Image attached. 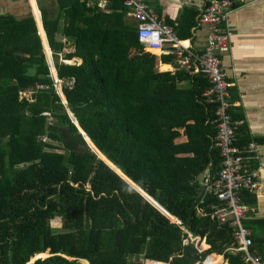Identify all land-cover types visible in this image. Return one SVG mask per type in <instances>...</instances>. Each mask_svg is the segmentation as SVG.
<instances>
[{"label":"trees","instance_id":"16d2710c","mask_svg":"<svg viewBox=\"0 0 264 264\" xmlns=\"http://www.w3.org/2000/svg\"><path fill=\"white\" fill-rule=\"evenodd\" d=\"M36 1L57 76L74 82L61 87L63 103L29 0L16 2L27 9L23 15L0 14V264H25L47 251L28 264H165L169 257L170 264H192L207 253L205 264H244L241 252L228 249L233 228L197 212L219 201L205 191L192 207L204 178L210 182L221 166L213 144L216 104L204 96L207 77L181 67L173 52L146 48L121 0L104 10L86 0ZM198 11L190 6L180 15L179 37L190 35ZM60 53L81 61L62 62ZM160 60L176 61L175 70L160 69ZM68 111L90 145L201 237V251L86 145ZM232 113L244 116L240 105ZM251 140L264 137L240 125L235 143ZM57 142L63 151L54 149ZM241 196L255 203L254 193Z\"/></svg>","mask_w":264,"mask_h":264},{"label":"built area","instance_id":"2783aa9c","mask_svg":"<svg viewBox=\"0 0 264 264\" xmlns=\"http://www.w3.org/2000/svg\"><path fill=\"white\" fill-rule=\"evenodd\" d=\"M112 0H86L88 5H96L104 10L110 6ZM129 8V12L138 20L139 40L146 48L166 49L176 54L181 67L190 72H202L208 79L209 86L204 92L207 101L216 104V126L213 144L220 149L221 166L219 173L210 182L208 176L204 178L206 191L211 193L220 204L209 212L197 208V212L208 215L217 225H229L233 228V240L229 250L241 252L244 264H264V253H254L250 246L253 244L252 230L243 220L255 211L254 205L242 200L243 190L254 193L259 182V166L251 165L250 160L255 157L257 141L239 146L235 143L236 129L246 122L244 117H234L232 108L235 101L231 97L233 82L229 79L228 68L223 62L222 53L231 48L233 29L231 28L230 13L244 0H206L197 14V22L205 23L208 27L207 41L200 51L193 50L189 42L179 37L177 22H168L158 14L148 0H121ZM52 58V52H49ZM62 62L67 58L59 55ZM52 61V60H51ZM75 59L73 60V62ZM57 92H62L65 84L73 86L74 79L58 78L51 73ZM56 76V77H55ZM30 93V91H29ZM28 93V94H29ZM26 94V91H21ZM45 139V137H42ZM188 233V231H185ZM198 251L197 241L200 236L190 237ZM184 239V243H188ZM208 254L202 260L192 264H205ZM165 260V264L169 263ZM152 259H146L145 264Z\"/></svg>","mask_w":264,"mask_h":264},{"label":"crops","instance_id":"0c3cea01","mask_svg":"<svg viewBox=\"0 0 264 264\" xmlns=\"http://www.w3.org/2000/svg\"><path fill=\"white\" fill-rule=\"evenodd\" d=\"M17 1L20 0H0V14L6 12L13 13L14 15L25 14L27 9L22 8L23 6L21 4L16 3ZM148 1L162 19H170L171 22L176 21L177 24L180 15L184 13L187 7L192 6L199 10L200 6L206 2V0ZM29 2L36 20L41 21L42 17L40 18L37 15L38 11L41 12L37 1L29 0ZM128 14L131 15L129 10ZM133 19L136 22L138 21L136 18ZM38 20L37 24L39 27ZM230 21L231 28L233 29L231 48L222 53V59L228 68L229 79L233 82L231 97L235 101L236 106L240 105L242 107L243 117L246 120L245 123L248 125L250 132L253 135L264 137V0H244L238 7L231 11ZM41 32L42 29L39 27V33L43 44L46 42L47 46L44 45V47L48 54L50 49L46 41V33H43V36ZM207 33V24L197 22L191 28L190 35L182 39H185V42H189L193 50L200 51L204 48L207 41ZM167 47L168 44L165 50L159 48H157L158 50H153L154 48L148 49L161 55L162 53L169 52ZM176 61L174 63L160 60L159 67L163 70H175L177 65ZM184 137L181 134L176 138L183 139ZM255 155L253 162H256L259 166V182L254 192L255 203L253 205L255 211L245 219L256 220L252 222V227H250L253 235L252 246H257L253 247L252 251L254 253H263L260 249L264 243V140L257 141ZM258 244H260V248Z\"/></svg>","mask_w":264,"mask_h":264},{"label":"water","instance_id":"95a60500","mask_svg":"<svg viewBox=\"0 0 264 264\" xmlns=\"http://www.w3.org/2000/svg\"><path fill=\"white\" fill-rule=\"evenodd\" d=\"M46 33V32H45ZM40 37H41V35H40ZM45 37H46V35H45ZM42 39V38H41ZM47 41V40H46ZM69 116H70V118H71V120H72V122L75 124V126H76V128H77V130H78V132L82 135V137H83V139H84V141H85V143H86V145L88 146V147H90L91 149H92V151H94L96 154H97V156L98 157H100L105 163H107L108 165H111L112 167H114L118 172H120L124 177H126L130 182H131V184L137 189V190H139L143 195H144V197H145V199L147 200V201H149L152 205H154L155 207H157L161 212H163L175 225H179L184 231H188V233H189V235H190V237H193L194 236V234L191 232V231H189L187 228H186V225L185 224H182V223H180L177 219H175L174 218V216L173 215H171L168 211H166L162 206H160L152 197H150L148 194H146L142 189H141V187L140 186H138L137 184H136V182L135 181H133L130 177H128L125 173H123V171L119 168V167H117L114 163H112L110 160H107V158L95 147V145L93 144V147L90 145V143L88 142V140L87 139H89V137L86 135V133L84 132V130L80 127V125H79V123L77 122V120H76V118L72 115V113L69 111ZM75 120H74V119ZM99 153L100 154H102V156L103 157H101V155H99ZM205 188H206V184H205V182H203V185H202V187H201V189L197 192V194H196V196H195V198H194V200H193V203H192V207H194L195 206V203L197 202V201H199L202 197H203V195H204V193H205ZM201 238V237H200ZM47 255H50V253L49 252H47V254L46 255H41V254H35L34 256H32L31 258H30V260L28 261V262H31V261H33L35 258H37V257H39V256H47ZM84 260H86V259H84V258H82V261L84 262ZM87 261V260H86ZM28 262H26L25 264H28ZM88 262V261H87ZM85 264H86V262H84Z\"/></svg>","mask_w":264,"mask_h":264},{"label":"rangeland","instance_id":"374dc122","mask_svg":"<svg viewBox=\"0 0 264 264\" xmlns=\"http://www.w3.org/2000/svg\"><path fill=\"white\" fill-rule=\"evenodd\" d=\"M44 1V0H43ZM34 9H35V4H34ZM134 20V19H133ZM43 47H44V45H43ZM71 48H73L71 45H68L67 47H66V49L67 50H70ZM150 50V49H149ZM48 54H50L49 52H48ZM47 54V57H48V60H49V62H50V64H49V66H50V69H52V68H54V64H53V61H51L52 60V58H51V56L50 55H48ZM59 55V54H58ZM73 60H74V57H72V58H70V59H67V61L69 62V63H72L73 62ZM52 65V66H51ZM56 77V76H55ZM29 93V91L27 92L26 91V94H28ZM61 96H62V94H61ZM63 97V96H62ZM62 97H61V100L64 102V99H62ZM65 103V102H64ZM69 112V111H68ZM74 119V118H73ZM75 120V119H74ZM177 140H179V139H177ZM58 143V147H56V148H54L55 150H57V151H63L64 149L61 147V145H60V143L59 142H57ZM199 179H202L203 178V174L202 173H200V174H198V176H197ZM52 223L54 224V225H56V226H59V225H61V220H60V217H56V218H54L53 220H52ZM48 252V251H47ZM146 262V261H145Z\"/></svg>","mask_w":264,"mask_h":264},{"label":"clouds","instance_id":"9594fccd","mask_svg":"<svg viewBox=\"0 0 264 264\" xmlns=\"http://www.w3.org/2000/svg\"><path fill=\"white\" fill-rule=\"evenodd\" d=\"M46 40H47V38H46ZM48 42V41H47ZM44 48V47H43ZM49 49H50V47H49ZM44 51H45V49H44ZM51 51V49L49 50V52ZM45 55H46V59L48 60V57H47V53H46V51H45ZM72 57H74V59H75V61L74 62H72V63H78V62H80L81 61V58L79 59V57L78 56H72ZM71 57V58H72ZM67 59H70V58H67ZM52 61H53V58H52ZM67 63H69L68 61H66ZM48 63L50 64V62H49V60H48ZM53 64H54V61H53ZM50 67V66H49ZM50 71H51V73L53 72V70L52 69H50ZM54 73H56V75H57V71H56V67H55V65H54ZM62 95H63V93L62 92H60ZM60 93L58 92V94L60 95ZM60 98H61V95H60ZM63 98H64V95H63ZM65 99V98H64ZM62 101V100H61ZM63 102V101H62ZM64 103V102H63ZM208 254V253H207ZM206 254V255H207ZM153 260V259H152ZM146 261V260H145ZM157 261V260H156Z\"/></svg>","mask_w":264,"mask_h":264},{"label":"bare ground","instance_id":"6f19581e","mask_svg":"<svg viewBox=\"0 0 264 264\" xmlns=\"http://www.w3.org/2000/svg\"><path fill=\"white\" fill-rule=\"evenodd\" d=\"M154 49H157V48H154ZM53 70V72H54V69H52ZM60 95H61V93H60ZM63 96V95H62ZM61 96V97H62ZM63 98V97H62ZM88 140V139H87ZM92 145V144H91ZM93 146V145H92ZM94 148V147H93ZM99 155H101L100 153H99ZM102 157V156H101ZM87 262V261H86Z\"/></svg>","mask_w":264,"mask_h":264}]
</instances>
